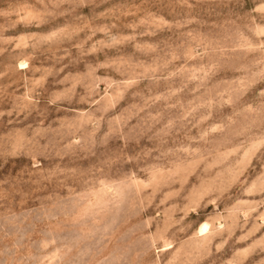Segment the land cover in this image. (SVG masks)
<instances>
[{
  "label": "rangeland",
  "instance_id": "374dc122",
  "mask_svg": "<svg viewBox=\"0 0 264 264\" xmlns=\"http://www.w3.org/2000/svg\"><path fill=\"white\" fill-rule=\"evenodd\" d=\"M0 264H264V0H0Z\"/></svg>",
  "mask_w": 264,
  "mask_h": 264
}]
</instances>
